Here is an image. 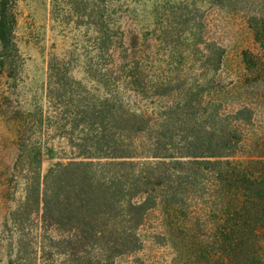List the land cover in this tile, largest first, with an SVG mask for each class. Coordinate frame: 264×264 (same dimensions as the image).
Here are the masks:
<instances>
[{
  "label": "trees",
  "instance_id": "obj_1",
  "mask_svg": "<svg viewBox=\"0 0 264 264\" xmlns=\"http://www.w3.org/2000/svg\"><path fill=\"white\" fill-rule=\"evenodd\" d=\"M54 1L76 15L77 27L92 33L90 46L96 54L82 47L84 55L71 52L49 62L48 105L46 109L38 108V174L27 186L25 202L18 209L20 215L14 216V223L18 220L21 228L24 220L38 213L42 229L104 248L120 245L129 249L127 241L113 237L114 231L109 232L108 226L123 225L120 220L134 211L136 217L127 220L135 222L134 231L148 212L162 207L172 219L179 220L184 213L192 225L203 229L192 230L184 240L211 242L213 246V256L198 250L190 264H264V154L258 151L264 143L253 147L236 139L229 128H220L214 138H204L209 128L204 132L196 119H190L197 114V104L175 99L186 96L185 84L146 80L140 62L144 52L136 36L122 33L116 25L117 9L110 0ZM16 2L0 0V71L10 78L21 67L15 36ZM252 21L263 53L255 56L246 52L244 62L250 72L264 73V20ZM130 41L132 45L127 46ZM221 58L222 51L218 59L206 65L217 70ZM78 65L104 87V94H97L98 90L89 89L74 77L73 69ZM122 89L142 99L148 98V93L154 99L173 98L172 105L169 103L167 111L154 118L134 109L122 97ZM186 117L193 123L187 128L193 142L180 155L195 160L196 168L190 174L178 175L176 181L155 164L133 161L140 158L141 137L151 135L157 126L162 132L156 133L161 135L157 137L161 142L167 138L165 131L171 123H179L176 130L185 132L181 125ZM252 117L253 111L244 106L232 118L246 126ZM56 137L66 140L70 156L43 177L44 141ZM203 192L207 199L199 197ZM205 212L212 214L211 223L205 221ZM178 239L174 238L176 242ZM19 246L16 256L23 252Z\"/></svg>",
  "mask_w": 264,
  "mask_h": 264
},
{
  "label": "rangeland",
  "instance_id": "obj_2",
  "mask_svg": "<svg viewBox=\"0 0 264 264\" xmlns=\"http://www.w3.org/2000/svg\"><path fill=\"white\" fill-rule=\"evenodd\" d=\"M110 1L115 6L113 9H117L116 25L122 33L136 36L144 52L140 54L144 59L140 62L146 80L184 83L186 96L175 99L197 104V114L190 119H196L204 132L209 128L204 138H214L220 128H229L236 139L253 147L264 143V73L250 72L244 62L246 52L255 56L263 53L251 27L253 18L264 20V0ZM16 14L15 36L21 67L14 78L0 71V264H190L194 253L203 249L213 256L211 242L200 244L183 239L194 229L202 231L201 226L192 225L184 213L179 215V220L172 219L162 207L148 212L134 231L135 222H127L136 217L134 211L127 219L120 220L123 225L108 226L109 232L114 231L113 237L127 241L129 249L120 245L104 248L42 229L38 213L24 220L21 228L18 220L14 223V216L20 215L18 209L25 202L27 186L38 174V108L46 109L48 105L49 62L54 57L63 59L71 52L84 55L83 48L93 56L96 54L90 46L92 33L77 27L76 15L63 3L17 0ZM220 51L218 69L206 65L218 59ZM73 75L89 89L98 90L97 94L106 92L88 77L82 65L73 69ZM122 97L134 109L154 118L167 111L173 100L154 99L149 93L148 98L142 99L127 89H122ZM244 106L253 111L252 121L246 126L232 118ZM190 119L186 117L185 123L180 124L185 132L176 130L179 123H171L165 131L167 138L161 142L157 138L161 135L156 133L162 132L157 126L151 135L141 137L140 158L133 161L155 164L174 178L190 174L196 168L195 160L180 155L193 142L187 129L193 126ZM44 146L43 177L70 156L66 140L45 139ZM258 151L264 154V145ZM199 197L208 198L204 192ZM28 212L31 213L29 209ZM205 221L212 222L211 213H206ZM176 237H179L177 242ZM17 243L23 252L16 256Z\"/></svg>",
  "mask_w": 264,
  "mask_h": 264
}]
</instances>
